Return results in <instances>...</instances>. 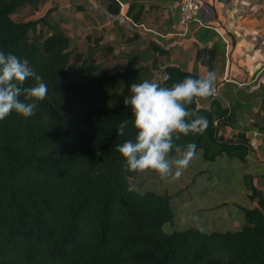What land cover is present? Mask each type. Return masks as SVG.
<instances>
[{"label":"trees","instance_id":"16d2710c","mask_svg":"<svg viewBox=\"0 0 264 264\" xmlns=\"http://www.w3.org/2000/svg\"><path fill=\"white\" fill-rule=\"evenodd\" d=\"M40 1L0 0V51L27 59L48 88L35 115L25 119L13 112L0 121V264H264V194L245 174L247 129L239 127L233 137L220 133L236 127L229 107L218 97L197 98L189 108L207 117L209 126L176 143H195L204 162L237 161L256 205L231 202L243 216L236 229L165 231L175 216L171 196L135 190L129 179L140 174L127 170L117 150L136 136L124 99L134 82L171 87L201 76L157 64L168 51L154 42L115 54L99 35L82 51L52 8L36 19L12 18L20 7L35 8ZM131 6L126 14L136 22ZM198 57L210 71L213 52L202 50ZM117 58L126 68L110 73L106 62ZM34 84L29 79L24 87ZM125 119L128 126L119 136L117 126ZM177 154L173 150L170 157Z\"/></svg>","mask_w":264,"mask_h":264},{"label":"crops","instance_id":"0c3cea01","mask_svg":"<svg viewBox=\"0 0 264 264\" xmlns=\"http://www.w3.org/2000/svg\"><path fill=\"white\" fill-rule=\"evenodd\" d=\"M201 1L198 21L178 26L179 0H102L101 3L85 0V9L90 14L86 18L90 23L97 22L99 11L106 26V30L101 29L102 34H95L94 29L90 31L86 48L99 35L103 43L113 46L115 54L141 50L154 42L168 51V56L158 59L157 64L177 65L199 76L207 74L209 69L198 52L212 51L214 60L210 71L215 73L217 97L233 113L236 126H225L220 133L233 137L240 131L239 127L247 129L245 136L251 151L245 174L252 176L253 184L260 190L255 181L258 175L264 180V1ZM116 3L119 10L114 13L111 10L117 7ZM129 5H132L130 12L138 17L136 22L126 14ZM113 36L125 40L112 42ZM261 192L264 194V189Z\"/></svg>","mask_w":264,"mask_h":264},{"label":"clouds","instance_id":"9594fccd","mask_svg":"<svg viewBox=\"0 0 264 264\" xmlns=\"http://www.w3.org/2000/svg\"><path fill=\"white\" fill-rule=\"evenodd\" d=\"M29 79L35 81L34 86L24 87ZM47 92V84L27 59L0 51V121L13 112L25 119L32 117ZM130 92L124 104L131 106L136 136L117 146L127 170L137 174L155 172L162 180L179 179L194 159L197 145L181 146L176 141L181 136L202 135L208 128L207 117L198 115L189 106L197 98L209 100L215 96V73L209 71L199 78L189 76L171 87L149 80L134 82ZM128 123L127 119L119 123L117 135L125 134ZM173 150L182 153L181 158L171 159Z\"/></svg>","mask_w":264,"mask_h":264},{"label":"rangeland","instance_id":"374dc122","mask_svg":"<svg viewBox=\"0 0 264 264\" xmlns=\"http://www.w3.org/2000/svg\"><path fill=\"white\" fill-rule=\"evenodd\" d=\"M98 1L102 2V0ZM84 2L85 0H42L35 8L20 7L12 18L14 20L36 19L52 8L54 10L52 15L62 19L60 23L65 34L82 51H85L90 31L94 29L95 34H102L101 29L106 30V26L103 14L99 11H97L99 16L96 17L97 22L94 25L90 23L86 18L88 9H85ZM81 11H83L82 16ZM106 34L110 35L108 31ZM124 40V38L113 36L112 42H124ZM106 67L110 73L126 68L119 58L109 59ZM181 156L182 153H178L170 158L174 160ZM256 177L255 183L260 191H263L264 180L261 179V175ZM129 181L139 192L151 190L171 196L175 216L172 222H166L163 225V229L167 232L189 226H195L205 232L236 229L243 223V216L231 202L245 207L256 204L247 197L248 192L242 182L241 168L237 161L218 158L213 162H204L200 151L196 152L189 167L184 170L179 179L170 177L162 180L157 173L147 172ZM221 203L223 205L217 206Z\"/></svg>","mask_w":264,"mask_h":264},{"label":"built area","instance_id":"2783aa9c","mask_svg":"<svg viewBox=\"0 0 264 264\" xmlns=\"http://www.w3.org/2000/svg\"><path fill=\"white\" fill-rule=\"evenodd\" d=\"M264 1V0H263ZM202 7L201 0H179L178 3V26H185L191 21H198V12ZM264 13V7H263ZM239 86H242L241 83H238ZM216 94L214 97L218 95V86L215 84Z\"/></svg>","mask_w":264,"mask_h":264}]
</instances>
